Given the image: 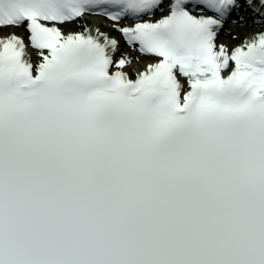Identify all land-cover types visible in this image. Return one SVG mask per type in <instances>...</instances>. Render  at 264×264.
Masks as SVG:
<instances>
[{"label":"snow or ice","instance_id":"1","mask_svg":"<svg viewBox=\"0 0 264 264\" xmlns=\"http://www.w3.org/2000/svg\"><path fill=\"white\" fill-rule=\"evenodd\" d=\"M232 24L264 0H0V264H264V31Z\"/></svg>","mask_w":264,"mask_h":264},{"label":"bare ground","instance_id":"2","mask_svg":"<svg viewBox=\"0 0 264 264\" xmlns=\"http://www.w3.org/2000/svg\"><path fill=\"white\" fill-rule=\"evenodd\" d=\"M127 26V25H125ZM73 29L77 31H82L85 29V27H91L93 31H95L96 28H101L104 31L110 32L115 38H118L122 41V43H125V47L122 50L123 53H126L128 55H132L136 57L138 60H143L144 62L139 64L138 67L143 68L147 62H149V58H144L141 56V54L131 48H128L126 45V42L124 41V37L121 33H119L116 30V25L112 24L108 19L101 17V16H93V15H88L86 16L83 21L80 24H75L72 26ZM230 32L232 34H239L240 39L235 40L233 39L232 35L225 34L224 36L221 37V42L223 43H228L231 46H235L236 44L240 43L243 41L245 36H251L257 32L264 31V29H261L256 26L248 25V26H241L239 24H232L229 26ZM21 35H24V30H19ZM33 59H37L38 55L34 51L32 52Z\"/></svg>","mask_w":264,"mask_h":264}]
</instances>
